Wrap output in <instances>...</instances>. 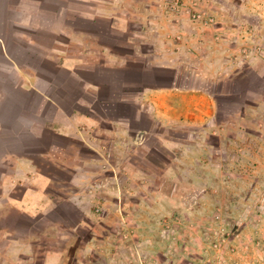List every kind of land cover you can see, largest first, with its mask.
Segmentation results:
<instances>
[{"label": "crops", "instance_id": "crops-1", "mask_svg": "<svg viewBox=\"0 0 264 264\" xmlns=\"http://www.w3.org/2000/svg\"><path fill=\"white\" fill-rule=\"evenodd\" d=\"M183 3L0 0V264H33L35 236L56 223L58 207L85 213L89 200H101L89 195L110 181L102 173L110 171L113 179L136 149L149 148L151 137L182 147L197 142L200 126L222 125L217 102L230 99L233 88L214 90L201 72L186 69L189 60L181 52L161 50L148 59L128 50L144 44L152 14H168ZM189 6L212 14L233 8L224 0H190ZM239 10L243 14V0ZM211 25L233 29L229 23L205 26ZM178 28L189 33L175 45L207 42L197 22ZM243 58L236 55L237 64L253 62ZM250 68L251 76L264 77L256 65ZM238 69L219 73L226 78ZM251 109L262 117L264 102ZM183 127L188 141L165 134Z\"/></svg>", "mask_w": 264, "mask_h": 264}, {"label": "rangeland", "instance_id": "rangeland-1", "mask_svg": "<svg viewBox=\"0 0 264 264\" xmlns=\"http://www.w3.org/2000/svg\"><path fill=\"white\" fill-rule=\"evenodd\" d=\"M185 1L182 9L152 14L144 44L127 48L148 59L161 50L181 52L189 60L186 69L201 72L214 90L233 88L230 99L217 102L222 125L200 126L197 142L182 147L151 137L149 148L136 149L115 180L103 172L110 181L89 195L101 200H89L85 213L61 205L53 213L56 223L35 236L33 264H264V114L251 109L264 102V77L251 76L250 68L264 73V0H243V14L242 0H224L233 8L215 14L187 10L190 0L180 4ZM191 21L200 24L207 42L175 45L189 33L179 25ZM213 23L233 29L205 26ZM236 55L253 62L237 64ZM236 66L235 75L219 73ZM243 100L247 106L240 105ZM188 133L183 127L165 134L188 141Z\"/></svg>", "mask_w": 264, "mask_h": 264}]
</instances>
